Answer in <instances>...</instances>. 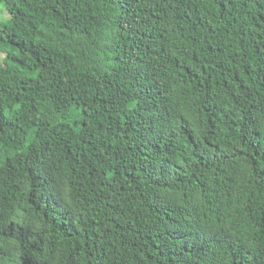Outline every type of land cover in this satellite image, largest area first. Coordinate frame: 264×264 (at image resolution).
I'll use <instances>...</instances> for the list:
<instances>
[{"label": "trees", "instance_id": "obj_1", "mask_svg": "<svg viewBox=\"0 0 264 264\" xmlns=\"http://www.w3.org/2000/svg\"><path fill=\"white\" fill-rule=\"evenodd\" d=\"M0 7V264H264V0Z\"/></svg>", "mask_w": 264, "mask_h": 264}, {"label": "rangeland", "instance_id": "obj_2", "mask_svg": "<svg viewBox=\"0 0 264 264\" xmlns=\"http://www.w3.org/2000/svg\"><path fill=\"white\" fill-rule=\"evenodd\" d=\"M9 14L5 10V8L0 7V20H8Z\"/></svg>", "mask_w": 264, "mask_h": 264}]
</instances>
